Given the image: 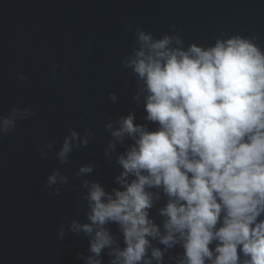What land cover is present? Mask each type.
I'll use <instances>...</instances> for the list:
<instances>
[{
	"label": "clouds",
	"instance_id": "obj_1",
	"mask_svg": "<svg viewBox=\"0 0 264 264\" xmlns=\"http://www.w3.org/2000/svg\"><path fill=\"white\" fill-rule=\"evenodd\" d=\"M124 30L133 39L120 72L133 106L107 119L103 149L119 171L109 189L90 178L95 160L79 166L73 189L83 218L63 217L56 239H86L81 264H264V43L223 30L212 42H188L176 23L159 34L132 22ZM34 115L13 106L0 115V138ZM96 135L69 128L59 148L40 146V157L54 152L66 165ZM70 182L56 167L45 188L59 196Z\"/></svg>",
	"mask_w": 264,
	"mask_h": 264
},
{
	"label": "water",
	"instance_id": "obj_2",
	"mask_svg": "<svg viewBox=\"0 0 264 264\" xmlns=\"http://www.w3.org/2000/svg\"><path fill=\"white\" fill-rule=\"evenodd\" d=\"M127 22L157 34L176 23L188 42H212L223 30L257 34L264 43V0H0V115L13 106L35 111L0 138V264H81L76 253L86 250L87 240L70 232L57 240V228L65 216L83 218L73 189L81 164L95 160L90 178L109 189L119 171L103 156L104 124L133 106L134 87H125L120 72L133 39ZM54 64L60 68L52 78ZM113 91L115 104L108 96ZM86 112L91 115L81 119ZM87 126L97 135L68 164L61 166L54 152L40 157L49 140L59 148L69 128ZM56 167L71 182L51 196L45 181Z\"/></svg>",
	"mask_w": 264,
	"mask_h": 264
}]
</instances>
